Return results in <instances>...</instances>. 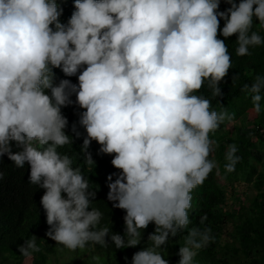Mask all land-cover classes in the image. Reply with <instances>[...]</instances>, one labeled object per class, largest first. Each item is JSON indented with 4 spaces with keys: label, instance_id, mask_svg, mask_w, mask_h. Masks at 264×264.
Segmentation results:
<instances>
[{
    "label": "clouds",
    "instance_id": "1",
    "mask_svg": "<svg viewBox=\"0 0 264 264\" xmlns=\"http://www.w3.org/2000/svg\"><path fill=\"white\" fill-rule=\"evenodd\" d=\"M224 2L230 7L220 11L221 0H73L74 11L62 23L57 0H0V157L17 168L30 166L28 182L45 190V235L61 251L135 248L150 223L156 226L151 243L131 264H169L161 248L186 229L178 264H194L197 252L215 241L210 227L189 229V209L193 190L214 169L220 174L209 158L216 146L210 133L234 117L212 110L199 90L206 85L213 98L223 97L220 85L232 67L227 38L237 36L241 57L264 44L252 31L254 18L264 30V0ZM53 69L77 76L78 83H54ZM241 91L260 114L264 75ZM73 103L84 110L78 122L86 132L85 161L94 164L88 150L95 141L98 154L112 155V166L121 170L107 177V200L126 212L123 235L100 226L103 213L92 207L96 192L81 168L58 152L74 142L62 113ZM72 131L80 138L75 125ZM237 151L236 144L227 146L226 174L241 160ZM18 250L30 258L41 248L33 235Z\"/></svg>",
    "mask_w": 264,
    "mask_h": 264
},
{
    "label": "trees",
    "instance_id": "2",
    "mask_svg": "<svg viewBox=\"0 0 264 264\" xmlns=\"http://www.w3.org/2000/svg\"><path fill=\"white\" fill-rule=\"evenodd\" d=\"M57 2L64 10L60 20L67 23L74 11L73 0ZM236 2L239 3V0ZM228 7L230 5L221 0L219 10L224 11ZM223 23V20H220L221 28ZM258 23L254 18L252 31H259L264 37V30L259 28ZM218 38L225 40L219 35ZM236 39L234 34L225 40L232 67L220 85L223 97L213 98L206 85L199 90V94L211 101L212 110L227 111L234 118L231 121L225 120L216 132L210 133V139L216 142V146L209 158L215 159L220 174L217 175L214 169L204 184L192 192L189 229L210 227L215 237L213 243L197 252L194 264H264V103L261 113L256 114L252 110L251 96L241 91L245 83L251 84L257 75H264V44L250 48L251 54L241 57L235 52L238 47ZM53 71L56 74L54 83L58 84L60 79L78 83L77 76L66 77L60 69ZM234 75L235 80L232 79ZM71 99L75 102V94ZM81 111L84 110L75 103L62 108V113L68 120L65 132L73 137L74 142L58 148V152L68 155L73 160V167L81 168L90 183V190L96 192L92 207L103 213L100 226H107L111 232L123 235V218L126 212L113 208L112 202L107 200V177L113 173L119 174L121 170L112 166V155L98 154L100 145L95 141L88 150L94 164L89 165L85 161L80 153L83 137L86 135L85 129L78 122ZM73 125L81 134L80 138L75 137ZM229 144L237 145L236 155L240 156L241 160L234 172L226 174L223 167L224 155ZM16 150L13 147V151ZM0 173H3L0 178V264H51L55 258L58 261V255L68 250L61 251V246L45 235L49 226L40 203L45 190L28 182L30 166L26 163L23 168H17L5 155L0 157ZM115 179L114 175L113 181ZM244 185L249 187L253 194L245 199L246 202L240 199L235 207L229 208V195L232 194L235 198L243 197L240 189ZM239 192L242 195H238ZM205 214L208 218L204 225H201L200 218ZM155 227L154 223H150L143 230L141 244L135 248L115 249L114 245H95L70 253L78 255L89 251L90 256L83 260V264H97L94 259L96 257L99 258V264H131L133 254L151 243L148 236L154 232ZM187 231L186 229L180 232L162 246L163 258L167 259L169 264H178L179 248L184 246ZM33 235L37 238L41 251L26 258L19 252L18 246Z\"/></svg>",
    "mask_w": 264,
    "mask_h": 264
},
{
    "label": "rangeland",
    "instance_id": "3",
    "mask_svg": "<svg viewBox=\"0 0 264 264\" xmlns=\"http://www.w3.org/2000/svg\"><path fill=\"white\" fill-rule=\"evenodd\" d=\"M240 191L243 193V195L245 197L243 196L241 198H235L236 196L230 194L229 197H228V199H229V203H228L229 208L235 207L239 203L238 200L241 199V200L245 201V199H247L248 197H250L253 194V191L249 187H246V185H244L240 189ZM238 195H242V194L239 192ZM89 256H90V252L89 251H83V252L79 253L78 255L72 254L69 251H67V252H64L62 255H58V261H56V258L53 259L51 264H83V260L88 259Z\"/></svg>",
    "mask_w": 264,
    "mask_h": 264
}]
</instances>
